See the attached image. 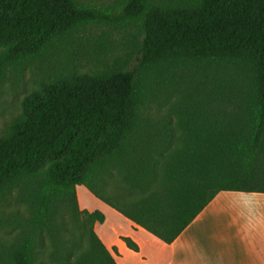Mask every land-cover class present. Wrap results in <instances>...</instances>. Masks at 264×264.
Instances as JSON below:
<instances>
[{
    "label": "trees",
    "instance_id": "trees-1",
    "mask_svg": "<svg viewBox=\"0 0 264 264\" xmlns=\"http://www.w3.org/2000/svg\"><path fill=\"white\" fill-rule=\"evenodd\" d=\"M95 24L137 27L134 64L62 63L5 123L0 264H116L78 187L165 244L218 193L264 194V0H0V83Z\"/></svg>",
    "mask_w": 264,
    "mask_h": 264
},
{
    "label": "crops",
    "instance_id": "crops-1",
    "mask_svg": "<svg viewBox=\"0 0 264 264\" xmlns=\"http://www.w3.org/2000/svg\"><path fill=\"white\" fill-rule=\"evenodd\" d=\"M94 200L105 216L94 231L116 264H264V194L218 193L170 244Z\"/></svg>",
    "mask_w": 264,
    "mask_h": 264
},
{
    "label": "rangeland",
    "instance_id": "rangeland-1",
    "mask_svg": "<svg viewBox=\"0 0 264 264\" xmlns=\"http://www.w3.org/2000/svg\"><path fill=\"white\" fill-rule=\"evenodd\" d=\"M103 10H115L117 0H80ZM79 32L66 43L57 44L51 54L60 56L49 60H32L11 70L0 83V132L20 109V102L39 82L52 76L62 63L77 66L80 71L128 68L134 64L139 48L138 29L124 24H95ZM92 195L84 187L77 188L79 209L96 210L89 202ZM94 203L101 202L94 198Z\"/></svg>",
    "mask_w": 264,
    "mask_h": 264
}]
</instances>
